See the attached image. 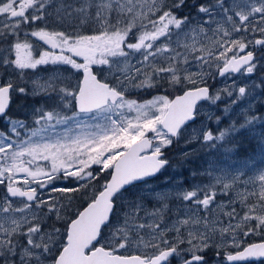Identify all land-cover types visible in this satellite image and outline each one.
<instances>
[{
    "label": "snow or ice",
    "instance_id": "6c2138e0",
    "mask_svg": "<svg viewBox=\"0 0 264 264\" xmlns=\"http://www.w3.org/2000/svg\"><path fill=\"white\" fill-rule=\"evenodd\" d=\"M187 6V0H0V264H172L173 258L209 264L212 249L215 264L264 258V172L244 181L245 189L258 186V192L216 205L215 219L210 206L242 175L205 172L208 184L176 192L148 188L134 200L123 195L127 185L168 165L164 150L194 121L199 102L214 106L235 97L222 109L227 112L249 97L248 87L235 81L215 91L208 81L254 74L258 61L248 48L264 47V0H193L195 16L182 14ZM162 38L166 46L157 47ZM133 52L142 59L113 71L116 58L128 61ZM49 66L68 68L77 78L28 75ZM166 77L181 95L143 104L126 98L132 88H159ZM14 96L43 102L17 116ZM257 102L249 100L252 110ZM247 111L248 105L241 114L251 123ZM235 130L234 122L218 133L203 126L197 138L215 147ZM149 196L156 206L146 213L148 222L129 225L127 218L139 219ZM169 199L191 205L186 218L167 221ZM118 204L127 209L125 224L101 243ZM201 206L205 215L192 212Z\"/></svg>",
    "mask_w": 264,
    "mask_h": 264
},
{
    "label": "rangeland",
    "instance_id": "374dc122",
    "mask_svg": "<svg viewBox=\"0 0 264 264\" xmlns=\"http://www.w3.org/2000/svg\"><path fill=\"white\" fill-rule=\"evenodd\" d=\"M192 2L193 0H187L188 6L180 10L183 15L191 14L192 16H195L194 10L190 7ZM207 2L212 3L213 0H207ZM229 2L230 0H225L226 4ZM244 2L245 0H241V3ZM49 22L51 23V21ZM213 27L215 26L213 25ZM135 34L136 33H134V35ZM243 35L244 33L242 32L235 33L233 34L232 39H239ZM258 36L259 34L257 33L255 37L250 38H258ZM172 39L175 40V36H173ZM155 45L157 47H163L166 46V42L162 38L161 40L155 42ZM172 46L175 47V44ZM248 50H253L256 53L258 66L254 74L246 75L243 71H241L237 75H226L225 78H217L214 81L209 79L208 83L212 87L213 91H215L216 89L222 87L225 83H231V81H235L238 86L245 85L248 87L249 97L242 98L237 104L232 105L227 112L222 111V109L228 107V105L231 103V100L235 99V97H224L214 106L209 102H203L199 104V114L196 116V120L185 126L182 129L181 135L177 138H174L172 145L164 150L165 157L167 160H169L168 166H166L155 177L131 185L129 188L123 190L124 196H126L128 199L134 200L135 195L138 192L144 191L148 188H150L153 192L162 190H171L176 192L191 185L195 186L208 184L210 183V180L207 175L203 174L205 172H211L213 175H222L225 172L231 173L233 175H242V180L231 190L228 195H218L216 197L215 204L210 206V209L215 211H210L209 217L210 219H215L216 215L220 214V210L216 208V205L227 203L230 198H237V194H240V198H243V196L249 191H259L258 186L256 189H252L251 187L245 189L244 181H247L249 178L255 179L260 174V172H264V47L255 49L248 48ZM166 55L167 53L162 54L161 59H163V57ZM116 59L119 60L120 63L113 66V71H115L116 68H124L125 65L129 63H135L137 60L142 59V54L140 52H133L131 59L128 61H125L122 58ZM164 66L168 65L165 64ZM107 67L108 66H105L106 70ZM53 72H57L64 77L71 76L73 79L77 78L76 74L68 68H53L51 66L38 68L35 73L29 71L28 75L30 77L43 76L46 78ZM143 78V76L140 77V79ZM257 81H259L261 85L259 88L256 84ZM109 82L115 83V81L111 79H109ZM137 83H139V80H137ZM160 83L161 86L159 88H147L144 90H136L132 88L126 93V98L136 100L137 104H143L145 101L150 100L157 95H169V98L172 99L174 95L181 92L173 90L168 86L167 77ZM62 86H64L63 83L57 84L58 88ZM53 99H55V97H53ZM257 99H259L260 102H257L254 105V110H252L253 105L249 103V100L255 101ZM39 100L40 102H43V99L41 98H36V101H34L31 97L24 98L14 96V114L17 116L26 117L30 108L35 105V102L38 103ZM51 102L52 101L50 100L49 103ZM247 105V117L251 119V123H247L246 116L241 114V110L245 109ZM209 113L212 114L210 119ZM134 114L135 113H133V115ZM256 114H259V119L256 118ZM216 117H221L218 123L216 122ZM27 119L29 120V126L32 127L30 123L31 117H27ZM233 122L235 123L237 130L230 132L223 141L216 142L217 146L215 147H212L211 143H204L202 140L197 138L203 126L211 127L214 132L218 133L221 130L229 129ZM3 127L4 125L0 123V128ZM44 134L45 133H41V135ZM225 148H229L231 151L226 152L224 150ZM185 153H190V155L185 157ZM181 178L183 179V183L178 185L177 180ZM166 179L167 183H165ZM101 183H103V181H101ZM2 191L3 189H0V192ZM216 191L219 192L220 189L217 188ZM119 195L120 194H118V196ZM45 196H47V194H45ZM254 202L255 200H252L249 203L251 204ZM144 203L146 207L144 210L138 213L139 219H132L131 217L127 218L129 225L140 222H148L146 213L151 212L153 207L156 205L151 196H149ZM168 204L169 210L165 214V217L169 223L175 218H186L185 209L191 207V205H185L184 202L175 199H169ZM17 206L22 207V204H19L17 201ZM84 206H86V204ZM235 207L239 214L243 216L244 212L241 211V205L236 204ZM117 208L119 211L117 214L113 215L112 223L109 226L104 227L102 230L103 239L101 243L111 236L114 228L123 227L125 224L126 217L124 212L127 211V209H122L119 204L117 205ZM80 210H82V208ZM229 210L231 209L225 208L223 211ZM45 211H47V209H45ZM132 211L135 212L134 208ZM192 212L200 216L205 215L202 206L200 209H192ZM54 221L55 216L53 215L52 220L48 221V224L52 225ZM55 227L61 228L63 230L62 225L59 223H56ZM249 242H252V240L250 239ZM133 243H135V239H133ZM214 251L215 250L212 249L206 253L209 264H215ZM128 254L132 253L129 252ZM172 264H178L175 258L172 259ZM242 264H264V261H249Z\"/></svg>",
    "mask_w": 264,
    "mask_h": 264
},
{
    "label": "water",
    "instance_id": "95a60500",
    "mask_svg": "<svg viewBox=\"0 0 264 264\" xmlns=\"http://www.w3.org/2000/svg\"><path fill=\"white\" fill-rule=\"evenodd\" d=\"M238 74V73H237ZM182 94V93H181ZM181 94H178V95H181ZM175 98V96L172 98V99H174ZM137 182H142V181H137ZM137 182H134V183H137ZM130 185H127L126 187H125V189L126 188H128ZM124 190V189H123ZM99 247V246H98ZM257 260H264V258H253V259H251V260H249V261H257ZM246 262H248V261H246Z\"/></svg>",
    "mask_w": 264,
    "mask_h": 264
}]
</instances>
